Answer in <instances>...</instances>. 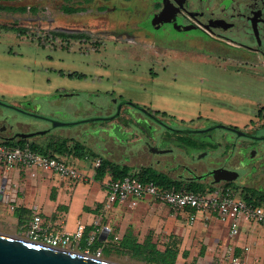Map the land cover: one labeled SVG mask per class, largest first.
<instances>
[{
  "label": "flooded vegetation",
  "instance_id": "af4514ba",
  "mask_svg": "<svg viewBox=\"0 0 264 264\" xmlns=\"http://www.w3.org/2000/svg\"><path fill=\"white\" fill-rule=\"evenodd\" d=\"M19 2L0 0V27H4V17L11 19L10 29L43 34L50 44H63L67 50L77 43H91L96 48L103 39L113 38L140 45L163 61L168 52L190 48L203 51L212 63L210 68L219 70L231 82L206 85L199 78L194 85H181L188 80L178 73L172 75V81L158 79L159 74L151 69L148 74L157 92L187 95L191 98L189 107L204 110V117L187 124L115 96L113 90H97L85 91L86 103L107 115L90 123L102 129L116 126L124 134L133 132L135 120H140L144 127L137 126L141 132L138 141L151 159L147 166L191 186L226 187L236 194L247 189L264 193V0H120V6H81L62 10L58 17L48 9L35 13L29 9L27 16H21L26 9L20 8ZM123 13L131 18L130 23H122L129 30H109L105 17ZM169 67L164 64L161 72ZM95 97L106 102L96 105ZM249 108L251 113L247 115ZM127 109L142 116L123 119ZM131 121L135 126H129ZM57 128H48L44 136H57ZM13 135L0 128V142ZM219 178L226 180L216 182Z\"/></svg>",
  "mask_w": 264,
  "mask_h": 264
},
{
  "label": "rangeland",
  "instance_id": "374dc122",
  "mask_svg": "<svg viewBox=\"0 0 264 264\" xmlns=\"http://www.w3.org/2000/svg\"><path fill=\"white\" fill-rule=\"evenodd\" d=\"M118 1L120 0H110L109 2L102 0H20L19 5L20 8L26 9L25 12L21 11V16H27L26 13L29 9L33 13L37 10L48 9L54 16L57 15L58 17L62 10L81 6L94 9L107 3H116L117 6H120ZM7 5L10 4H4V6ZM136 10L138 15H141V9L137 8ZM105 18L106 22L108 21L110 24L109 30H129L128 26L123 25L131 22V18L127 14L123 13L119 16L118 14H110ZM57 19L60 21V18ZM3 20L4 27H0V128H6L7 132L13 134L46 130L51 128L52 122H54L64 124L57 128L55 132L57 136L82 141L90 135L89 130L98 128L97 125L93 124L94 126H92L90 122H85V120L107 115L97 108H90L87 105L85 91L94 93L97 90H113L115 96L120 95L122 98L130 99L140 105L151 107L156 112H165L176 121H184L187 124L191 121L194 122L198 116H205L204 110L189 107L191 98L187 95L178 97L177 95L173 96L175 93L171 92L165 94L157 92L155 86L149 82L152 78L148 74L149 69L159 74L158 79L167 81H172V75L178 73L185 80H188L187 82H180L181 85H194L199 78L203 79V84L206 85L221 81L231 82L228 76L222 75L223 73L219 70L210 68L212 63H209V57L199 49L190 48L189 50L168 52L164 55V61L161 57H155L145 49H141L142 46L140 45L129 44L113 38L103 39L100 43L95 44L98 45L96 48L90 46L91 43H77L70 45L67 50L63 44H50L48 40H45L46 38H43V34L34 33V35L33 33H24V31L20 32V29H10L9 25L12 20L5 17ZM58 40L52 38L51 41ZM166 63L170 64L169 69L161 72L162 66ZM71 73L84 74L87 78H71L68 76ZM98 76H103V78L98 79ZM98 80L101 83H98ZM57 93H79L80 95L59 98ZM159 94L161 97L157 96ZM93 99L96 105L106 102L105 99L102 100L101 98L95 97ZM250 110L249 108L246 111L247 115L251 113ZM124 114L122 115L123 119H127L128 116L134 117L137 114L142 116L141 113L130 109L124 110ZM128 125L125 126L128 127ZM129 126L132 127L135 124L131 121ZM135 127V129L131 128V131L134 132V134L130 132L131 135L129 132L121 134L122 130H118L120 134L118 137L116 134L117 138H109L107 133L103 132L100 133L99 137L96 136L98 134H91L96 136L93 139L92 148L99 152L101 157L106 156L116 163L131 167L147 166L151 159L138 141L141 132L137 126ZM48 138L47 136H35L29 140L44 145ZM63 158L66 163L76 168L81 178L83 176L92 178L97 167V157L75 158L66 155ZM107 179L108 175L104 177V180L107 181ZM80 184L99 186L100 183L98 180L92 179L88 183L80 182ZM237 197L240 196L237 195ZM129 198H131L130 195L126 200ZM136 200L141 201V203H148L153 200V197L145 195L136 198ZM5 211L11 213L10 205L5 207ZM204 213L210 215L208 212L195 211L196 219H201ZM210 218L221 226L220 231L226 230L229 226L227 222H222L213 215ZM240 229L238 236L249 231L253 239L264 240V228L262 227L240 222ZM0 232L28 238L25 231L11 230L7 224H0ZM238 236L232 239L225 238L226 244L232 245ZM152 239L144 246L135 244L132 238H128L122 243L109 241L106 244H101L99 240H95L88 243L89 246L86 251L80 248L79 244L86 245L87 241L77 239L65 247L68 250L85 252L117 264H176L175 254L171 251L162 252V250L154 249ZM155 240L160 249L166 246L180 248L183 238L178 235H171L166 236V238L159 236ZM37 241L46 242L42 237H38ZM75 241H77L76 244ZM188 246L190 244L187 242L185 247ZM194 247V250L189 249L181 252L184 253L182 259L186 261L185 264H232L233 256L228 252L220 258L213 255L211 259H203L205 248H203V240L199 238H196ZM261 248L262 245L257 244L253 250L257 252L261 251ZM96 249L100 250L99 255H96Z\"/></svg>",
  "mask_w": 264,
  "mask_h": 264
},
{
  "label": "crops",
  "instance_id": "0c3cea01",
  "mask_svg": "<svg viewBox=\"0 0 264 264\" xmlns=\"http://www.w3.org/2000/svg\"><path fill=\"white\" fill-rule=\"evenodd\" d=\"M94 138L90 136L79 141L84 143L87 149L101 155L92 148ZM30 172V169L22 166L6 170L5 166L0 164V186L5 180V190L0 200V224L9 225L11 230L27 233L33 214L36 213L40 217L39 225L46 233H66L73 236L81 231L80 239H85L87 243L79 244V247L85 251L88 250L90 239L106 244L109 241L122 243L132 238L135 244L144 246L153 238L151 241L154 249L171 251L175 254L176 264H185L186 261L182 259L184 253L181 252L194 250V242L199 238L203 240L205 248L203 259H211L213 255L220 258L228 252L244 264H264V240L257 241L250 236L249 231H245L241 236L237 235L234 243L228 246L225 238L229 237V226L220 231L221 226L210 218L213 215L211 213H204L201 219H196L195 212L191 209L174 211L167 204L154 199L141 203L134 197L122 202L115 201L107 206L108 189L106 183L103 184L106 181L104 178L99 180V186L80 184L94 179L95 171L92 178L63 177L43 170H36V176L31 177ZM109 180L108 176L107 181ZM8 205L10 208L13 206L11 213L5 211ZM33 207H36L35 211L32 210ZM171 235L183 238L181 247L166 246L160 249L155 239ZM187 242L190 246L185 247ZM257 244L262 245L261 251L253 250ZM96 252L100 250L96 249Z\"/></svg>",
  "mask_w": 264,
  "mask_h": 264
},
{
  "label": "built area",
  "instance_id": "2783aa9c",
  "mask_svg": "<svg viewBox=\"0 0 264 264\" xmlns=\"http://www.w3.org/2000/svg\"><path fill=\"white\" fill-rule=\"evenodd\" d=\"M0 164L6 170L22 166L30 169V176H36V170L50 171L63 177L78 178L77 170L65 162L63 157L58 155H42L29 148L23 147L9 148L0 143ZM99 160L96 166H98ZM108 189L107 206L111 203L124 201L129 195L134 198H141L150 195L157 202L167 204L172 210L191 209L195 211L208 212L213 214L222 222L229 225L228 235L235 238L240 233V222L256 224L264 228V205H257L237 197L236 192L231 189L216 188L209 192L198 194L192 191H177L169 188H158L150 182H142L125 177L120 180H109L105 184ZM13 209V206H11ZM33 211L36 207L32 208ZM193 215L191 219H193ZM40 217L34 213L33 219L27 232V239L34 242L38 237H42L46 242H40L51 247L67 249L65 246L81 238V231L73 236L62 233H46L39 225ZM92 241V239H90ZM247 248H245L246 250ZM71 250V249H69ZM230 251V249L228 250ZM97 252L96 255H99ZM232 264H244L238 258H232Z\"/></svg>",
  "mask_w": 264,
  "mask_h": 264
},
{
  "label": "trees",
  "instance_id": "16d2710c",
  "mask_svg": "<svg viewBox=\"0 0 264 264\" xmlns=\"http://www.w3.org/2000/svg\"><path fill=\"white\" fill-rule=\"evenodd\" d=\"M23 30H20L22 32ZM71 78L84 79V74L71 73L68 74ZM161 116L168 117L165 112H154ZM1 144L6 145L9 148L12 147H23L28 145L29 148L42 155H58L65 157L71 155L75 158H83L85 156L97 157L99 164L95 169L94 179L102 180L106 175L109 176L110 180H120L125 177H131L132 179L139 180L142 182H150L156 185L158 188L164 189H175L177 191H192L194 193L203 194L211 191L207 187H196L187 185L181 181H177L167 175L153 169L149 166L131 167L125 164L116 163L107 158L101 157V155L95 154L93 151L87 149V147L78 140L71 138L53 136L48 138L44 145L38 144L35 141L26 139H19L13 141H2ZM223 189H226L223 188ZM246 191V192H245ZM244 192H239V196L248 201L254 202L257 205H264V193L257 192L255 190L247 189Z\"/></svg>",
  "mask_w": 264,
  "mask_h": 264
},
{
  "label": "water",
  "instance_id": "95a60500",
  "mask_svg": "<svg viewBox=\"0 0 264 264\" xmlns=\"http://www.w3.org/2000/svg\"><path fill=\"white\" fill-rule=\"evenodd\" d=\"M71 93H61L57 97H69L72 96ZM39 117L37 115H34ZM110 117L109 119H112ZM98 118L88 119L87 121L92 122ZM72 124V123H71ZM135 124L138 127H142L143 123L140 120H135ZM62 123L52 122V127L63 126ZM48 130L32 131V132H18L13 136L3 139V141H13L17 139H32L35 136H44L48 134ZM90 135L85 139H88L92 135L99 137L100 133H107L110 138H117L118 129L116 126H111L108 128H97L89 130ZM126 132V131H125ZM92 134V135H91ZM117 134V137H116ZM93 136V137H96ZM57 137V136H56ZM84 144V143H83ZM215 174V173H214ZM220 180H226L224 178L216 179V182ZM5 190V180L2 181L0 186V200L2 194ZM0 264H117L107 260L97 258L95 256L89 255L88 253L76 252L63 248H55L49 245L34 242L27 238H22L15 235H10L0 232Z\"/></svg>",
  "mask_w": 264,
  "mask_h": 264
}]
</instances>
